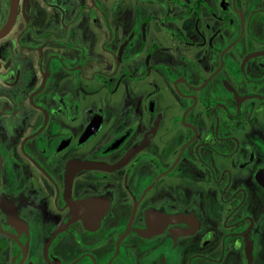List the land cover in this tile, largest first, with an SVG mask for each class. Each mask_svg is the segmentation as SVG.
<instances>
[{"label":"flooded vegetation","instance_id":"af4514ba","mask_svg":"<svg viewBox=\"0 0 264 264\" xmlns=\"http://www.w3.org/2000/svg\"><path fill=\"white\" fill-rule=\"evenodd\" d=\"M0 264H264V0H0Z\"/></svg>","mask_w":264,"mask_h":264}]
</instances>
